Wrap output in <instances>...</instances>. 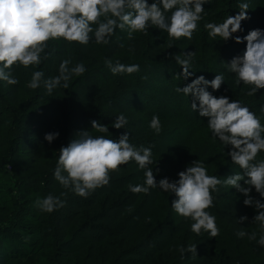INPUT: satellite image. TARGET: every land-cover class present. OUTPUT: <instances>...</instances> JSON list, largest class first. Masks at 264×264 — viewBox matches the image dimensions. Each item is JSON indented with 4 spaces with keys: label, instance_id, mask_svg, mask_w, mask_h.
I'll use <instances>...</instances> for the list:
<instances>
[{
    "label": "trees",
    "instance_id": "16d2710c",
    "mask_svg": "<svg viewBox=\"0 0 264 264\" xmlns=\"http://www.w3.org/2000/svg\"><path fill=\"white\" fill-rule=\"evenodd\" d=\"M239 2L206 3L192 40L182 37L175 41L150 28L133 33L131 39L126 31L117 29L109 45L49 42V54L39 65L46 77L58 74L64 58L82 61L87 68L82 76L69 81L67 89H56L51 95L43 87H27L32 66L15 69L17 85L0 82V264H264V249L249 239L251 233L259 234L258 226L251 222L254 209L243 205V195L234 188L218 186L219 192L213 193L208 211L216 216L220 232L208 237L206 232L198 236L189 231L190 221L171 209L174 197L168 193L151 189L147 194H133L127 190V185L142 182L143 170L134 162L111 172L109 184L86 198L52 178L58 149L77 131L90 129V121L108 124L109 132L104 135L118 138L125 129L110 124L117 113L127 116L133 144L152 147L150 167L159 169L157 180L178 178L176 173L191 159L203 160L208 174L221 179L240 171L227 157V147L224 150L210 134L207 118L192 111L190 97L174 92L176 86L183 87L197 75L212 79L215 72H222L226 82L213 94L239 99L259 114L264 88L245 95L251 86L233 85V74L225 71L221 61L241 52L244 43L213 41L203 29L205 21L215 23L234 15ZM247 3L250 19L241 22L245 33L264 28V0ZM183 51H194V62L189 69L193 76L182 80L178 76L181 68L171 55ZM106 58L138 63L140 71L114 76L105 65ZM177 104L188 113V119L180 113L165 118L161 111ZM154 114L161 120L159 133L148 128ZM195 115L199 120H194ZM51 131H58L59 136L49 144L43 135ZM48 193H63L64 207L52 213L35 207L36 198ZM252 195L259 198L255 192ZM241 215L248 219L239 224ZM241 227L249 235L237 238L235 232ZM194 244L196 255H182L181 248Z\"/></svg>",
    "mask_w": 264,
    "mask_h": 264
},
{
    "label": "clouds",
    "instance_id": "9594fccd",
    "mask_svg": "<svg viewBox=\"0 0 264 264\" xmlns=\"http://www.w3.org/2000/svg\"><path fill=\"white\" fill-rule=\"evenodd\" d=\"M212 0H0V82L12 86L19 83L15 69L34 68L27 87H43L51 95L54 90L68 88L73 77L82 76L87 68L82 61L72 58L60 60L58 74L45 76L39 68L42 60L48 56L49 42H67L81 46L109 45L116 30L126 31L131 39L133 33H143L156 28L167 34L169 39L179 41L182 37L192 40L197 31L198 22L203 17L206 3ZM238 11L227 15L219 22L205 21L203 29L213 41L244 43L241 52L233 55L224 63L225 71L233 74V85L251 86L245 95H255L264 88V28L247 30L242 21L250 19L246 10L250 9L247 0H240ZM237 33H243L238 35ZM218 38V39H217ZM123 47V44L119 45ZM171 46V45H170ZM168 55H171L169 53ZM180 66L179 77L187 79L193 76L192 64L194 51L182 55H171ZM105 65L115 75H131L140 71L138 63H121L105 59ZM226 78L222 72H215L212 79L203 74L195 76L176 91L188 98L192 111L198 117L207 118L210 134L220 142L231 164L238 166L223 179L219 175H209L203 160L194 159L183 170L176 173L178 178L163 176L158 180L155 174L158 168L153 164L151 146H137L131 142L126 125L128 118L117 113L110 122L115 129H125L118 138L104 135L109 125L90 121V129L77 131L67 145L58 149L52 178L64 189L81 198L88 197L92 191L106 186L110 173L122 165L134 162L143 170L142 182L127 185L133 194H147L151 189H159L174 198L171 209L180 217L187 218L189 231L200 235L206 232L208 237L219 235L216 216L208 209L213 205V193L220 187L234 188L243 195V205L255 210L251 222L258 226L256 232L247 234L241 227L236 230L237 238L249 235L256 244L264 249V104L259 114L239 99L228 95H214ZM209 87L211 91H209ZM148 128L156 133L161 130V120L152 115ZM94 130V133L93 131ZM59 136L58 131L46 132L43 139L49 144ZM157 164V162H156ZM242 181V183H241ZM258 194L253 196L252 193ZM60 195L51 193L37 197L35 207L41 212L52 213L64 207L65 201ZM241 215L237 223L247 220ZM190 252L196 255V246L181 248L182 255Z\"/></svg>",
    "mask_w": 264,
    "mask_h": 264
},
{
    "label": "rangeland",
    "instance_id": "374dc122",
    "mask_svg": "<svg viewBox=\"0 0 264 264\" xmlns=\"http://www.w3.org/2000/svg\"><path fill=\"white\" fill-rule=\"evenodd\" d=\"M170 86L172 87H175L176 84L175 83H170ZM177 87V86H176ZM176 93H178L177 91H174ZM174 100H175V97H173ZM156 109V108H155ZM177 110V111H176ZM162 113H166V117L165 118H169L172 116V114H175V113H180L182 116L184 115L185 116V119H188V113L186 111H184V108L182 107V109H178V104L176 105V108L174 107V105H172V108L169 110V109H166L165 111H161ZM168 113H170L171 115H168ZM203 119V118H202ZM206 119V118H205ZM194 120H199V118L195 115L194 116ZM204 120V119H203ZM165 121V120H163ZM215 158V157H214ZM193 159H191L192 161ZM254 214H255V210H254Z\"/></svg>",
    "mask_w": 264,
    "mask_h": 264
}]
</instances>
